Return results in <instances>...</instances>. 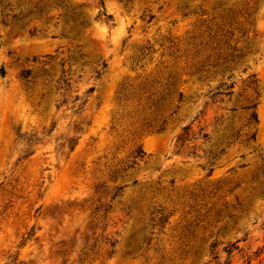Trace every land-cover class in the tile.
<instances>
[{
    "label": "rangeland",
    "instance_id": "374dc122",
    "mask_svg": "<svg viewBox=\"0 0 264 264\" xmlns=\"http://www.w3.org/2000/svg\"><path fill=\"white\" fill-rule=\"evenodd\" d=\"M60 1L0 0V264H264V0Z\"/></svg>",
    "mask_w": 264,
    "mask_h": 264
},
{
    "label": "trees",
    "instance_id": "16d2710c",
    "mask_svg": "<svg viewBox=\"0 0 264 264\" xmlns=\"http://www.w3.org/2000/svg\"><path fill=\"white\" fill-rule=\"evenodd\" d=\"M21 2V0H19ZM87 1H90V2H93V3H98L100 4L103 8H105V3L103 0H87ZM122 1H126L128 3L132 2L133 0H122ZM56 3H57V6L60 7V5L64 4L63 2H61L60 0H56ZM41 4H43L42 2H39L37 5H36V9L37 11L36 12H30L28 15H26L24 18H28L30 16H33V15H36V16H44V14L46 15L47 14V11H46V4L43 5L41 7ZM102 17H105L106 21H109L111 19L110 16H107V14L104 12L101 14ZM240 15H238V13H235L233 12L232 15L230 16L232 23L231 25H233V23H236V21L238 20V17ZM71 21L73 23H75V27H77V23H78V20L80 18V16L74 11L72 10L70 12V15H69ZM14 19L17 20L19 19V16L17 15H14ZM37 30H35L36 32ZM236 59H240V56H238ZM105 67V65H104ZM43 78H44V83H43V86H44V89H43V92H39L37 93L36 92V88H35V84H36V79L37 77L33 76L32 72L31 71H25L22 73L21 75V78L22 80L24 81V84H25V88H26V92L27 94L30 95L31 98L37 96L40 103L39 105H41L42 101L48 99L50 96H51V92H45L44 93V90H45V87L48 86V78H50V75H48V72L47 71H44L43 72ZM5 70L4 69H1V75L2 76H5ZM99 74V73H98ZM224 88H233V86L231 87H228V85L226 83H222L219 88H217V91L218 93L215 94V97L219 96V95H223L221 93V91L224 90ZM57 91L58 92H63L61 94V99L58 101V106L57 108L60 109L62 106L64 105H67L68 104V97L70 95V91H71V84L69 83V80H65L64 77L61 78L58 82H57ZM91 92H93V89L91 90ZM229 95V94H228ZM181 97H183L181 95ZM79 99L77 98L76 101H78ZM256 109V106H251L249 108H247V111L250 112V115H249V119H248V123H247V128H250L251 129V132L245 134V137H246V142L247 143H251L252 141H256V137H257V130L256 128L258 127V125L260 124V120H259V116L257 114V112L255 111ZM185 134L183 136L180 137V141L182 142V147H185L187 142H189L190 140L187 139L185 136L187 135L188 136V131H189V128H185ZM241 131L239 132H236V134L234 135V138L236 141H238L240 138H241ZM208 135H205L204 136V139H208ZM142 154V152H139V154ZM138 157H143L141 155H138ZM120 191L121 190H118V192L114 195V198H117L120 194ZM156 215V216H155ZM154 218L153 219V223H156V225H154L155 227H164L165 225L168 224L169 222V216H166L164 215V213L162 212H157V214H154ZM151 240L149 239H146V242H150ZM116 241H112V247L115 248L116 247ZM114 253V252H113Z\"/></svg>",
    "mask_w": 264,
    "mask_h": 264
}]
</instances>
